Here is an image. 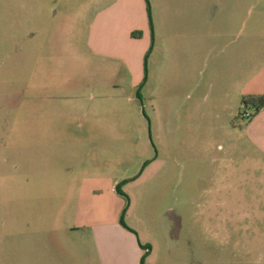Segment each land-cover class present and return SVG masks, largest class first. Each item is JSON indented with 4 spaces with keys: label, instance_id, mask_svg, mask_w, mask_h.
Masks as SVG:
<instances>
[{
    "label": "rangeland",
    "instance_id": "rangeland-1",
    "mask_svg": "<svg viewBox=\"0 0 264 264\" xmlns=\"http://www.w3.org/2000/svg\"><path fill=\"white\" fill-rule=\"evenodd\" d=\"M113 1L0 0V264H264V0H138L121 48Z\"/></svg>",
    "mask_w": 264,
    "mask_h": 264
},
{
    "label": "crops",
    "instance_id": "crops-1",
    "mask_svg": "<svg viewBox=\"0 0 264 264\" xmlns=\"http://www.w3.org/2000/svg\"><path fill=\"white\" fill-rule=\"evenodd\" d=\"M93 28H97L102 36L111 39L110 47L114 45L115 48H121L127 43L138 41L137 38H133L131 35L134 30H141L143 36L145 35L147 31V13L138 0L136 8L133 5L129 7L126 0H114L99 10ZM124 54L128 55L127 53ZM233 86H236V83H233ZM238 93L243 99L264 95V62H261L250 71L248 78L239 85ZM244 122L246 125L243 136L255 150L264 156V105L260 107L251 120ZM106 228L107 225L95 227L100 244L104 246V249L106 246L117 244L111 242L108 238ZM120 246L123 248L122 244ZM120 262L122 263L121 260Z\"/></svg>",
    "mask_w": 264,
    "mask_h": 264
},
{
    "label": "trees",
    "instance_id": "trees-1",
    "mask_svg": "<svg viewBox=\"0 0 264 264\" xmlns=\"http://www.w3.org/2000/svg\"><path fill=\"white\" fill-rule=\"evenodd\" d=\"M242 105L243 107H245V109H249L251 107L255 115L257 111L260 109V107L264 105V95L259 97L244 98L242 101ZM117 190L119 191L118 186H117Z\"/></svg>",
    "mask_w": 264,
    "mask_h": 264
},
{
    "label": "built area",
    "instance_id": "built-area-1",
    "mask_svg": "<svg viewBox=\"0 0 264 264\" xmlns=\"http://www.w3.org/2000/svg\"><path fill=\"white\" fill-rule=\"evenodd\" d=\"M253 115H254L253 110L245 109L242 113H240L239 118L241 121L247 122L252 119Z\"/></svg>",
    "mask_w": 264,
    "mask_h": 264
}]
</instances>
